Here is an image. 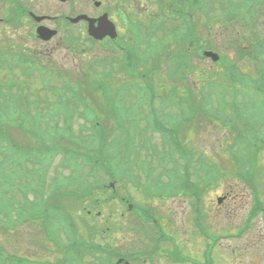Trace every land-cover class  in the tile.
Returning a JSON list of instances; mask_svg holds the SVG:
<instances>
[{
    "label": "rangeland",
    "instance_id": "374dc122",
    "mask_svg": "<svg viewBox=\"0 0 264 264\" xmlns=\"http://www.w3.org/2000/svg\"><path fill=\"white\" fill-rule=\"evenodd\" d=\"M82 1H85V3L87 2V0H74L76 11L81 12L85 9V4H81ZM28 3L38 7L36 9L39 12L54 13V11L48 8V4L43 3L41 0H28ZM214 6L213 14L208 15V18L202 17L201 15L199 16V13H196L195 16L197 18L195 21L198 30L201 21L219 15L220 12L217 8V3H215ZM155 8L154 6L152 11L155 10ZM262 12L264 13V9ZM0 14L2 15L1 9ZM253 14L255 20L262 19L260 12H257L256 8L253 9ZM215 26L208 34V40H210V42L207 44H212V46H214L217 41L218 45H220L219 42H221V46H219L218 49L216 48V51L226 58L228 68H232L225 70L217 63H212L209 59H196L192 74L189 75L186 80L174 82L169 97L168 92L164 89L158 91V97H156L152 103V112H150L148 107L151 103H148L145 99L148 98V95L142 100L138 95L136 97L134 92L126 91L121 93L118 99L119 104L122 106L121 110L116 112L117 122L123 125L120 128L123 129L124 133H127L130 142L129 145H123L119 149H114L113 147L111 149H113L115 153L119 150L121 152L128 151L124 160H129L133 163L132 168L134 169V175L137 176L141 183L145 182L147 176H151L152 179L159 178L161 181L169 180L167 184L170 182L176 186L184 179L188 182L190 181L194 186H202L206 178L210 175V173H206V167H210L213 172H220L222 175L217 181L218 184H212L210 187L213 188L204 194L200 202V206L203 210V217L209 231L213 234L218 233V247L215 250V255H217L218 259L215 260V262L216 264H264V227L263 222L260 220V216H256L252 220L249 219L252 223L249 230L239 234V236L224 240V233L235 231L246 219L249 208L253 202L251 189L255 190L261 199H264V150L260 149L258 151L255 163V177L253 181L251 180V188L248 180L240 179L232 174L233 165L229 157L231 155L227 148L232 143V136L227 130L220 128L224 123L218 121V118L212 121L209 116L198 115L201 109L205 107L209 108L212 113L214 110H218V107H215L217 104L216 94L226 92L229 94V97L236 96L235 90L227 91L224 89L227 85L220 81V76L219 78L215 77L210 80L217 85L216 90L215 85L208 84L210 82H208L207 79L211 76H207L212 72H219V75H221L220 72H223V81L226 80L225 76H229L230 72L234 71V69H237L246 77L249 74L252 75L251 70L253 69V64L249 62V58L243 50H238V48L235 47L236 42H234L235 40L233 39L232 26L224 24V21L221 22V20L218 22V30L221 29L219 33L222 35L221 41L218 40V31L216 33ZM80 33V30H75L71 35L66 34L67 37L64 39L62 38L60 44L66 42V38L70 39V41L75 44V39L81 38ZM37 42H29L24 28L22 27L16 29L8 26H0V45L8 46L15 51L19 49L29 50L33 54L32 57H34L36 62L40 65L39 67H44L46 69H65L68 72L74 70V72H76L77 70L75 69H88L89 67L97 66L99 70L101 69L98 65L100 64V60L109 61V58H112L109 54L104 55L102 45L91 46L79 42L75 44V48L72 52L69 50L65 51L63 47L55 51L50 49L48 52L45 51V48L44 50L35 48L34 46L39 44ZM52 42L54 43L55 41ZM95 59H97L96 62H94ZM161 69H164L163 66H161ZM236 75L241 77L240 74ZM75 77L76 76H73L72 78ZM238 79L242 80L241 78ZM15 82L18 83L19 81ZM52 83L53 82L50 81V84ZM30 84V89H28L29 93H24L22 88L15 90V100L17 101L18 98L29 103L31 116L45 119V122L40 125V128L44 130L47 125L50 126L51 122L57 119L55 116L58 108L53 104L56 102L55 96L50 90L48 91L40 88L36 74L30 81ZM197 84H205V93L210 96V102L205 104V106L202 101L206 99L203 98L201 90L196 86ZM169 88L165 89L168 90ZM81 93L85 98L87 106H84L81 102V104L74 109L72 123L74 128L73 135H75L77 139L76 142H90L91 140H95L94 135L99 137L104 134V139L107 140L108 147L111 145L110 141L112 138H121L118 141L119 143L127 139V136H124L115 126V120L105 112V102L101 93L92 92L88 89H82ZM232 93L234 94L232 95ZM225 97H221V105L224 104L225 99L229 100L227 95ZM243 97H245V95ZM241 98V94H238V100H241ZM189 108L191 109L189 110ZM183 110L194 112L192 113L193 117L188 120L185 119L182 115L188 112L184 113ZM224 112L225 111H222V114H224ZM151 116H157L158 122H163L166 126L177 124L175 132L169 136L171 141L156 131L154 125L151 123ZM90 120L94 122H90ZM97 121L100 123L103 131L95 126V123L98 125ZM94 129H96V131H94ZM260 132L262 134L260 136H262V141L264 142V121H261ZM12 135L22 147L36 146L33 142V138L31 136L26 137V134L22 131L21 133L17 132ZM57 135H59V133ZM178 143L180 146H177ZM72 147L78 146L73 145ZM133 147L138 150L139 154L136 160L132 159L135 157L133 154L135 151ZM262 147H264V144ZM104 151L105 152L97 155L96 170L97 173L103 177V182L105 183L103 187H107L106 184L109 183V178L104 176L105 174L102 169L105 168L106 163H109L111 168L117 165V163L113 160L116 154L112 156L109 155V158L106 160L107 152L106 150ZM59 161L57 156L53 161H50V166L46 170L47 181H51L55 176L62 178L67 177L68 170L61 167ZM134 161L143 163V166L148 165L150 168L146 169V167H144L142 169L139 165L136 166ZM175 162L185 163L186 166L181 168L177 166ZM78 164H80L81 171L90 172L89 166H85L81 161H78ZM213 165H215L216 168ZM33 168L34 167H27L25 171L31 172ZM37 168H40V166L35 167L36 170ZM118 173L121 175L122 170L118 171ZM31 178H35L36 180L35 175H32ZM131 187V185H127L126 187V183L123 182V180L115 183V189L118 193L125 194V192L130 190L134 195V201L138 202L141 207L144 209H151L150 207H153L156 215H159L160 219L164 221L166 228L168 225V229L173 233L178 241L179 248L184 253L199 256L203 245V239L192 229V211L186 200L174 198V200L169 199L166 202H162L153 199L151 202H147L142 200L139 191L136 190L137 194L134 187H132V189ZM227 190L230 191L231 196L227 194L224 199L225 203L218 207L215 204L216 197L221 192ZM15 200H22L19 192H12L9 190L4 192V190L0 189L1 204L9 206V208L12 209L10 203L11 201L15 203ZM56 203H61L59 204L60 208L77 219L78 213H80V205L76 201L68 198L62 201H54V203L50 202L49 204L54 206ZM115 203L117 204V200ZM100 210L102 212L97 217V223L100 227L106 223L107 217L112 214V217L107 221L110 230L105 233V236H109L113 239L112 248L120 253H125L128 248H137L139 243L137 244V241L133 239L135 236L132 235V237L128 236L124 238V232L116 229L121 227L123 230L130 231L129 229L134 227L132 216L125 215L122 217L120 214L124 211V208L117 209L114 203H111L109 206L107 204H102L100 205ZM4 212H6V210ZM2 215L3 214L0 213V216ZM88 220L93 222L95 221V217H90ZM125 224L127 226H125ZM18 225H20V227L14 231H2L0 235L1 253L10 258H15L16 256H38V258L42 260H49L54 264H60L56 261L61 259L62 255L43 239L41 229L35 222L29 221ZM138 241L142 242L139 237ZM38 258L36 260H38ZM34 260L35 258L31 257L28 259H19V261L24 264L37 263L36 260Z\"/></svg>",
    "mask_w": 264,
    "mask_h": 264
},
{
    "label": "trees",
    "instance_id": "16d2710c",
    "mask_svg": "<svg viewBox=\"0 0 264 264\" xmlns=\"http://www.w3.org/2000/svg\"><path fill=\"white\" fill-rule=\"evenodd\" d=\"M219 2L220 1H227V2H237L238 0H218ZM239 5L240 6H243V4H246L247 3V0H239ZM239 8V6H238ZM209 11V12H208ZM233 11V7H231V12H228L225 14V16L227 17L226 19H223L221 21H231V19H240V20H243L245 19V15L247 14L249 16V12H246V13H240L238 12V9L234 12ZM211 10L209 9H206V13H210ZM239 15V16H238ZM250 19L251 20H248V22L250 23L251 21L253 22V25H246L245 26L243 25V27H238L240 29L239 33L244 35V41L247 43V48H244L245 51H247L250 47L252 48L251 51L249 52L250 53V57L253 58V59H256V57H258V61H256L254 63L255 65V69H252L251 70V74L253 75V80L252 82H255L257 81L256 83L257 84H262L264 85V33H263V27H264V22L261 21L260 23H257V20H255L251 15H250ZM225 28V27H224ZM228 28V27H227ZM259 29V30H258ZM217 31V30H216ZM242 31H245V32H242ZM242 41V40H240ZM242 44L243 41H242ZM246 47V46H245ZM227 67V66H226ZM228 68V67H227ZM232 68V67H230ZM228 68V69H230ZM233 73H237L239 72L237 69H234V71H232ZM250 75V74H249ZM236 76V75H235ZM255 112V111H254ZM263 113V114H262ZM261 114L263 115L262 116V119L264 120V111L262 112ZM12 122H16L22 126H25L24 124V121L23 120H18V121H12ZM12 122H4V121H0V139L5 142V139H9V132H8V128L10 127L9 124L12 123ZM114 142H116L117 140H112ZM12 142V141H11ZM5 145V143H2V147ZM85 149H82V152H80L79 150H76V154L74 155H79L81 154V158L83 160V163H94V160H95V155H96V152L93 150H89L88 149V145L85 144ZM60 147V146H59ZM67 154H71L72 152H70L68 149H67ZM2 153V151H1ZM31 153L28 152L27 155H30ZM120 155H123V154H120ZM31 158L33 161L35 162H43L42 160L38 159L36 157L35 154H31ZM120 158V157H119ZM2 159H6V158H2ZM68 159V158H66ZM69 160V159H68ZM205 171L206 173H211L212 172V169L210 167H206L205 168ZM112 172L113 170L111 169L110 171V175H112ZM75 174L76 176L80 175L81 174V171H80V167H77L76 170H75ZM219 174V173H218ZM40 188V186L38 187ZM38 188H34V189H38ZM32 215H35V212H33ZM36 217V216H34ZM0 225H2L4 227V225L0 222ZM84 234V238H87L89 240L92 239V236H88L87 234L83 233Z\"/></svg>",
    "mask_w": 264,
    "mask_h": 264
},
{
    "label": "flooded vegetation",
    "instance_id": "af4514ba",
    "mask_svg": "<svg viewBox=\"0 0 264 264\" xmlns=\"http://www.w3.org/2000/svg\"><path fill=\"white\" fill-rule=\"evenodd\" d=\"M109 1L112 2L113 0H109ZM102 5H103V2H100V6H98V7H96V6H91V7L85 6V7L88 8V11H90V12H88L90 16L97 17L101 14L100 8Z\"/></svg>",
    "mask_w": 264,
    "mask_h": 264
}]
</instances>
